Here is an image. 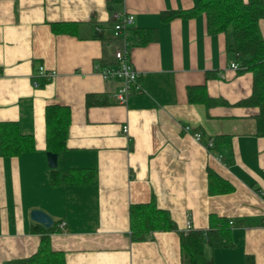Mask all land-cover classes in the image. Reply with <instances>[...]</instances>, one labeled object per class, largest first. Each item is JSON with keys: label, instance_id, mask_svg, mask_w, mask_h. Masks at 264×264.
<instances>
[{"label": "crops", "instance_id": "1", "mask_svg": "<svg viewBox=\"0 0 264 264\" xmlns=\"http://www.w3.org/2000/svg\"><path fill=\"white\" fill-rule=\"evenodd\" d=\"M196 1L0 0V123H16L33 143L0 156V264H25L36 253L43 227L30 219L34 209L52 219L49 246L65 264H187L178 232L187 223L207 229L211 215L228 222L232 241L204 249L213 264H264V137L255 135L258 108L236 105L250 96L252 75L230 69L231 32L208 35L203 15L160 19ZM115 15L133 16L127 28L156 29V39L138 46L131 33L115 37ZM259 31L264 41V21ZM124 41L142 92L120 105L119 83L98 71L117 65ZM40 68L55 76L45 80ZM200 86L209 105L188 101ZM88 95L95 99L86 106ZM49 105L70 111L55 169L89 170L88 183L50 184ZM217 136L228 141L214 149ZM208 170L232 190L210 195ZM150 200L176 229L132 242L129 205Z\"/></svg>", "mask_w": 264, "mask_h": 264}, {"label": "trees", "instance_id": "2", "mask_svg": "<svg viewBox=\"0 0 264 264\" xmlns=\"http://www.w3.org/2000/svg\"><path fill=\"white\" fill-rule=\"evenodd\" d=\"M203 15L205 30L208 35H226L231 32V42L225 44V51L234 56L238 64L236 74L249 72L252 75L251 94L247 99L238 102V106H252L259 110L256 118L258 137H264V41L259 31L260 21H264V0H197L195 5L183 11L161 13L160 19L168 22L175 18L189 19ZM62 31L69 32V26L58 25ZM53 29V26H52ZM54 30V29H53ZM131 33L138 46H143L156 39V29L125 28ZM95 96L86 97L89 106ZM92 98V100H91ZM188 101L204 102L209 105L210 99L205 94L204 86L188 91ZM46 153L59 154L65 149V141L70 124V111L67 107L49 105L44 112ZM225 137L213 139L214 149ZM32 138L19 133L16 123H0V156H18L32 149ZM89 170H70L59 175L56 169H50V184L62 183L85 184L91 179ZM208 193L218 195L229 193L232 186L215 173L208 170ZM129 236L132 242H143L154 232H170L176 229L167 210L159 209L153 200L147 203L130 204L128 208ZM41 233L38 249L32 256L22 260L25 264H65L61 252L53 251L49 246L48 236L54 227L49 229L37 226ZM180 249L186 254L189 264H213L206 257L204 249L229 248L232 246L231 229L224 218L210 216V225L205 230L191 229L178 232ZM245 264H250L249 259Z\"/></svg>", "mask_w": 264, "mask_h": 264}, {"label": "built area", "instance_id": "3", "mask_svg": "<svg viewBox=\"0 0 264 264\" xmlns=\"http://www.w3.org/2000/svg\"><path fill=\"white\" fill-rule=\"evenodd\" d=\"M114 31L113 35L115 37H124V29L130 26L133 23V16L131 15H115L114 16ZM99 30L98 28L96 29ZM128 43L124 41V51L116 52L115 59L117 60V65L101 68L98 73L103 80H115L119 83V87L115 94L116 102L120 105L126 104L128 98L134 93L142 92L141 86L138 83L139 73L131 66L128 59ZM238 68V64L233 62L230 64V69L236 71ZM39 74L44 77L45 80L52 79L55 74L54 72L45 71L43 68H40ZM36 86V84L34 83ZM123 132H127V128H123ZM195 140H199L200 136L198 134L194 135ZM212 146V142L208 143V147ZM60 228L64 227V223L59 224ZM189 223L186 224L184 232H188L190 230Z\"/></svg>", "mask_w": 264, "mask_h": 264}, {"label": "water", "instance_id": "4", "mask_svg": "<svg viewBox=\"0 0 264 264\" xmlns=\"http://www.w3.org/2000/svg\"><path fill=\"white\" fill-rule=\"evenodd\" d=\"M46 158H47L48 167L50 169H55L56 168L57 155L53 154V153H50V152H47L46 153ZM30 219L34 223H37V224L41 225L45 229L51 228V226L53 224L52 219L47 214H45L44 212H42L40 210H35V209L32 210L30 212Z\"/></svg>", "mask_w": 264, "mask_h": 264}, {"label": "rangeland", "instance_id": "5", "mask_svg": "<svg viewBox=\"0 0 264 264\" xmlns=\"http://www.w3.org/2000/svg\"><path fill=\"white\" fill-rule=\"evenodd\" d=\"M187 264H189V263H187Z\"/></svg>", "mask_w": 264, "mask_h": 264}]
</instances>
